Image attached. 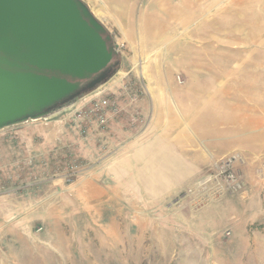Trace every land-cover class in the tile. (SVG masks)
Here are the masks:
<instances>
[{"label":"rangeland","instance_id":"rangeland-1","mask_svg":"<svg viewBox=\"0 0 264 264\" xmlns=\"http://www.w3.org/2000/svg\"><path fill=\"white\" fill-rule=\"evenodd\" d=\"M83 1L123 56L83 102L119 112L0 131V264H264V0ZM68 124L91 151L48 139ZM166 132L152 195L133 152Z\"/></svg>","mask_w":264,"mask_h":264},{"label":"water","instance_id":"water-1","mask_svg":"<svg viewBox=\"0 0 264 264\" xmlns=\"http://www.w3.org/2000/svg\"><path fill=\"white\" fill-rule=\"evenodd\" d=\"M122 61L83 0H0V131L89 96Z\"/></svg>","mask_w":264,"mask_h":264},{"label":"crops","instance_id":"crops-1","mask_svg":"<svg viewBox=\"0 0 264 264\" xmlns=\"http://www.w3.org/2000/svg\"><path fill=\"white\" fill-rule=\"evenodd\" d=\"M86 97H88V96H86ZM86 97H84V98L76 101L75 103L53 113L50 116L41 118L39 120H51L53 118H58L60 116L59 118H61V119L57 123H59V122L63 123L64 122L65 124H67V123H69V120L71 119V117L74 116L76 114V112L78 110H80L83 106H85L84 105L85 103L83 101H85ZM30 122H33V121H29V122H26V123H23V124L14 126V127L26 126ZM55 123H54V125H55ZM49 127L50 126L47 127V130L52 129ZM54 130H55V128H54ZM54 130L51 133H49L50 136H48V139H50V141L52 139L56 140L58 142V143H56V145L57 144H60V145L64 144V140H65L66 136H68L70 134L71 139L73 140L72 144L74 146H76V149H78L79 147L82 150L84 148H87V147H88L89 151H91L93 149L92 148L93 144H91L89 142H86V143L81 142L80 143V141L75 139V136H74L75 131H74L73 127L69 124L65 127H59V131L54 132ZM23 133H24V131H21V134H23ZM149 141L148 142L145 141L142 145L139 144L138 147H140L141 149L139 148V150H137L135 148V150L133 152V159H134L133 161H134L135 166H137V173H136V176H134V180H135V182H136V179L140 180L141 184H142V181H143L142 175L145 172V166L147 164L152 169L155 166H157L158 164L164 165L166 168V172H167V175L164 179L159 178L158 173H156V171H154L152 169L150 170L151 171V180L153 181V183L151 184L152 186H150L149 190H151L150 193L152 195H158L159 193L153 192L152 190L158 191L159 189H164L165 190L164 192H166L165 194H167V191L169 189H172L171 185L174 184L173 183L174 182V178H173L174 171L176 169L178 170L179 164H182L181 158L177 157V155L175 154V150L173 147V140L169 139L168 132H166L164 134H158L152 140L150 139ZM11 162H13V161L12 160L8 161V163L12 165ZM119 171H120V168H119ZM97 174H99V173H97ZM97 174L95 176H93L94 175L93 174L89 178H94V179L98 180V179H101V177H103V175L100 178L96 177ZM154 174H155V176H154ZM124 177H126V175H122L119 180L123 179ZM12 181H13V177H7L6 178L7 184L8 183L12 184ZM6 192H9V191H6ZM27 192H25L26 195H27ZM170 193H172V192H170Z\"/></svg>","mask_w":264,"mask_h":264},{"label":"built area","instance_id":"built-area-1","mask_svg":"<svg viewBox=\"0 0 264 264\" xmlns=\"http://www.w3.org/2000/svg\"><path fill=\"white\" fill-rule=\"evenodd\" d=\"M118 112V106L109 98H99L82 107L75 115L78 121L88 124L95 121L98 127H105L111 117ZM76 169H78V166H76Z\"/></svg>","mask_w":264,"mask_h":264}]
</instances>
